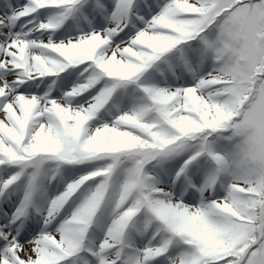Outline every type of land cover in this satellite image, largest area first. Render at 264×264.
Segmentation results:
<instances>
[{"label": "snow or ice", "instance_id": "6c2138e0", "mask_svg": "<svg viewBox=\"0 0 264 264\" xmlns=\"http://www.w3.org/2000/svg\"><path fill=\"white\" fill-rule=\"evenodd\" d=\"M0 264H264V0H0Z\"/></svg>", "mask_w": 264, "mask_h": 264}]
</instances>
